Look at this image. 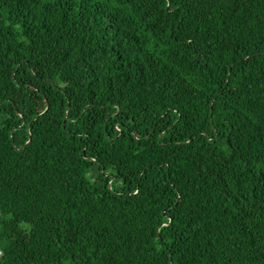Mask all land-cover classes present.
<instances>
[{
  "label": "trees",
  "instance_id": "trees-1",
  "mask_svg": "<svg viewBox=\"0 0 264 264\" xmlns=\"http://www.w3.org/2000/svg\"><path fill=\"white\" fill-rule=\"evenodd\" d=\"M117 3L0 0V264H264V0Z\"/></svg>",
  "mask_w": 264,
  "mask_h": 264
},
{
  "label": "snow or ice",
  "instance_id": "snow-or-ice-1",
  "mask_svg": "<svg viewBox=\"0 0 264 264\" xmlns=\"http://www.w3.org/2000/svg\"><path fill=\"white\" fill-rule=\"evenodd\" d=\"M114 6L119 7V4L117 3V0H113Z\"/></svg>",
  "mask_w": 264,
  "mask_h": 264
},
{
  "label": "rangeland",
  "instance_id": "rangeland-1",
  "mask_svg": "<svg viewBox=\"0 0 264 264\" xmlns=\"http://www.w3.org/2000/svg\"><path fill=\"white\" fill-rule=\"evenodd\" d=\"M22 226H24V224Z\"/></svg>",
  "mask_w": 264,
  "mask_h": 264
},
{
  "label": "built area",
  "instance_id": "built-area-1",
  "mask_svg": "<svg viewBox=\"0 0 264 264\" xmlns=\"http://www.w3.org/2000/svg\"><path fill=\"white\" fill-rule=\"evenodd\" d=\"M1 252V251H0Z\"/></svg>",
  "mask_w": 264,
  "mask_h": 264
},
{
  "label": "water",
  "instance_id": "water-1",
  "mask_svg": "<svg viewBox=\"0 0 264 264\" xmlns=\"http://www.w3.org/2000/svg\"><path fill=\"white\" fill-rule=\"evenodd\" d=\"M46 110V109H45Z\"/></svg>",
  "mask_w": 264,
  "mask_h": 264
}]
</instances>
